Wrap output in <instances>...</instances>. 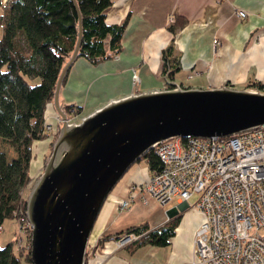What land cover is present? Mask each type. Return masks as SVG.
Returning a JSON list of instances; mask_svg holds the SVG:
<instances>
[{"label":"crops","instance_id":"obj_1","mask_svg":"<svg viewBox=\"0 0 264 264\" xmlns=\"http://www.w3.org/2000/svg\"><path fill=\"white\" fill-rule=\"evenodd\" d=\"M238 10L247 15L238 16ZM126 19L123 49L116 58L96 65L77 58L69 69L59 99L63 106L75 105L70 114L75 107H80L79 113L87 108L93 111L113 98L135 93L134 74L139 77L137 87L143 91L165 88L163 51L171 45L189 87L264 85V0H112L107 21L121 23ZM178 21L184 23L173 32L171 27ZM177 75L179 72L175 79ZM57 114L52 102L45 123H59ZM52 139L37 141L41 150L33 177L38 166L42 167ZM150 173L147 165H134L123 176L103 204L90 241L94 244L105 235L143 222L157 228L178 217L170 243L118 248L115 241H105L96 249L92 264H184L195 257V235L203 215L194 204L176 198L179 206L165 211L154 197L146 194L144 203L136 194L129 208L119 207V201L128 197L130 185L147 181Z\"/></svg>","mask_w":264,"mask_h":264},{"label":"water","instance_id":"obj_2","mask_svg":"<svg viewBox=\"0 0 264 264\" xmlns=\"http://www.w3.org/2000/svg\"><path fill=\"white\" fill-rule=\"evenodd\" d=\"M73 1L78 39L53 98L61 125L25 201L32 264H85L93 227L109 194L146 152L162 142L175 137H228L264 125V90L228 84L131 93L72 121L59 96L82 41L81 13Z\"/></svg>","mask_w":264,"mask_h":264},{"label":"trees","instance_id":"obj_3","mask_svg":"<svg viewBox=\"0 0 264 264\" xmlns=\"http://www.w3.org/2000/svg\"><path fill=\"white\" fill-rule=\"evenodd\" d=\"M75 1L81 13L82 25V41L77 58H84L91 65L116 58L123 49L127 19L121 23L107 21L112 0ZM2 2L0 0V7L4 6ZM4 7L8 12L0 13V28L3 29L0 36V138L11 144L17 156L9 160L0 148V232L6 219L18 221V217H23V232L30 242L31 227L25 216V201L36 179L31 174L35 142L49 137L55 139L56 134L52 135L45 128L46 112L53 102L60 72L75 49L79 18L73 0H8ZM183 23L176 22L171 30L177 31ZM180 70V58L173 54L171 45L163 51V74L169 81L165 87L177 86L173 81ZM27 77H38L39 83L31 84ZM67 77L68 73L62 85ZM248 86L264 90L260 82ZM74 106H65L69 117L79 113L80 107H75L73 114H70L69 110ZM60 125L57 122L54 126L59 128ZM53 139L44 157V165ZM140 161H144L150 171L162 166L155 148L146 152ZM178 223L179 218L174 217L157 228H151L148 222L133 225L115 235L99 238L95 249L105 241L132 233L140 237L127 245L131 248L147 244L166 246L175 235ZM28 248L20 249V255H17L13 242L0 247V264H21L23 256L32 264ZM85 264H89L88 254Z\"/></svg>","mask_w":264,"mask_h":264},{"label":"built area","instance_id":"obj_4","mask_svg":"<svg viewBox=\"0 0 264 264\" xmlns=\"http://www.w3.org/2000/svg\"><path fill=\"white\" fill-rule=\"evenodd\" d=\"M134 80L139 81L137 74ZM155 149L161 168L150 171L147 181L131 184L119 207L129 208L136 194L144 203L147 194L164 205L173 198L188 203L199 193L194 207L203 220L195 257L184 264H264V125L228 137H175ZM139 237L125 234L113 241L123 248ZM95 244L87 248L89 264L98 254Z\"/></svg>","mask_w":264,"mask_h":264},{"label":"rangeland","instance_id":"obj_5","mask_svg":"<svg viewBox=\"0 0 264 264\" xmlns=\"http://www.w3.org/2000/svg\"><path fill=\"white\" fill-rule=\"evenodd\" d=\"M3 3V5L5 6V4H6V1H3L2 2ZM0 7V13H1V15H3V14H5L6 12H8V10L6 9V7ZM2 32H3V29L2 28H0V36L2 35ZM154 65H155V63H154ZM181 73V71H179V75H177V77H176V79L174 80V84H176L177 86H183L184 88H197V87H189L191 84H190V82L189 81H187V79H184V75H181L180 74ZM28 78V81L31 83V84H37V83H39V78L38 77H36V78H30V77H27ZM134 79V78H133ZM169 81H167L166 79H165V81H164V84H165V86L167 85V83H168ZM138 84H139V81L138 82H136V80H134V88H135V93H136V91H140V90H142V87H137L138 86ZM236 89H240V88H243V87H239V86H236L235 87ZM144 90V89H143ZM142 90V91H143ZM128 95V94H127ZM122 96H125V95H122ZM122 96H119V97H122ZM119 97H116V98H119ZM103 106V105H102ZM99 108V107H98ZM97 109V108H96ZM93 110H95V109H93ZM90 112H92L91 111V108H87V109H85V110H83L81 113H77V114H74V116L73 117H69L72 121H77V122H79L80 121V119L83 117V116H85V115H87V114H89ZM46 125H50L51 126V131H49L48 129H47V127H45L46 128V130L48 131V132H50V133H53L56 129H58L57 127L55 128V126H54V124L52 125L51 123H46ZM58 132H59V129H58V131L56 132V135H55V137H57V135H58ZM56 139V138H55ZM55 139H53L54 141H55ZM53 141V142H54ZM0 148H1V150H3L4 152H5V154H6V156H7V158L9 159V160H11V159H13V158H15L16 156H17V152L15 151V149L11 146V144H9L8 142H6L5 140H3L2 138H0ZM41 148V146H40V142H36V144H35V155H36V157H35V162H33V164H32V166H31V171H33V167H35V163H37V161H39V159H40V149ZM51 153V152H50ZM49 156H50V154H49ZM48 156V157H49ZM135 166L136 165H146L145 164V162L144 161H139V162H137V163H135L134 164ZM133 165V166H134ZM44 161H43V163H42V167H41V165H39L38 166V168H37V170L34 172V177L35 178H37L41 173H42V171H43V169H44ZM132 166V167H133ZM131 167V168H132ZM130 168V169H131ZM129 169V170H130ZM128 170V171H129ZM131 186V185H130ZM115 188V187H114ZM198 197H199V193H195L194 195H192V197L189 199V201H188V203L190 204V205H193L195 202H196V200L198 199ZM184 203V202H183ZM174 206H179V204H178V202H177V199L176 198H173L171 201H169L168 203H166V204H164L162 207H163V209L165 210V211H168L169 209H171V208H173ZM180 208V207H179ZM194 209H197V208H195L194 207ZM179 211H181L180 209H179ZM21 217H18V221H16V220H14V219H6L5 220V222L3 223V225H2V228H1V232H0V247L1 248H3V247H5L7 244H9V243H11V242H13V250H14V252L17 254V255H20V249H21V251L22 250H27V249H29L28 247H30V244L28 245L27 243H30V242H28V239H27V235H25V233L24 232H22V231H20V227H21V225H22V221H21V219H20ZM260 232L261 233H264V230H260ZM31 238V237H30ZM91 238V237H90ZM21 242V243H20ZM89 244H91V241H89ZM22 247H24V248H22ZM88 248V247H87ZM22 253H24V252H22ZM21 264H30L27 260H26V258L23 256V257H21Z\"/></svg>","mask_w":264,"mask_h":264}]
</instances>
